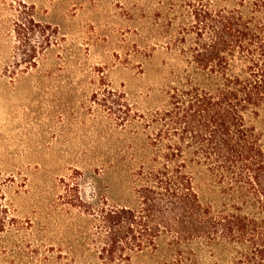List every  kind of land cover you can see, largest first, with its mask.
I'll list each match as a JSON object with an SVG mask.
<instances>
[{
  "label": "trees",
  "instance_id": "1",
  "mask_svg": "<svg viewBox=\"0 0 264 264\" xmlns=\"http://www.w3.org/2000/svg\"><path fill=\"white\" fill-rule=\"evenodd\" d=\"M183 6L176 42L186 67L162 108L134 113L142 140L118 191L101 190L92 175L88 200L81 171L60 180L59 201L89 217L91 264L141 255L149 264H264V0ZM12 7L14 57L28 73L58 43L59 29L37 19L32 3ZM102 94L93 100L124 125L126 93ZM203 176L209 199L198 189Z\"/></svg>",
  "mask_w": 264,
  "mask_h": 264
},
{
  "label": "rangeland",
  "instance_id": "2",
  "mask_svg": "<svg viewBox=\"0 0 264 264\" xmlns=\"http://www.w3.org/2000/svg\"><path fill=\"white\" fill-rule=\"evenodd\" d=\"M12 1L0 0V264H91L89 217L59 201L60 180L81 171L88 200L92 175L118 191L142 140L134 113L162 108L186 67V0H25L59 29L28 73L14 57ZM105 88L126 93L124 125L93 100ZM208 181L198 179L203 199Z\"/></svg>",
  "mask_w": 264,
  "mask_h": 264
}]
</instances>
